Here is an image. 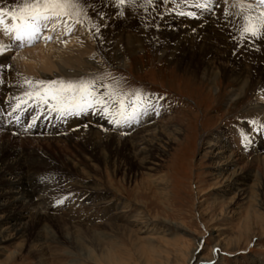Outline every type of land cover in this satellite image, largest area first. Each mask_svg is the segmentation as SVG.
<instances>
[{
    "label": "bare ground",
    "instance_id": "obj_1",
    "mask_svg": "<svg viewBox=\"0 0 264 264\" xmlns=\"http://www.w3.org/2000/svg\"><path fill=\"white\" fill-rule=\"evenodd\" d=\"M15 2L17 0H7L3 6L8 7L9 4ZM232 2L233 0H227V3L225 0H217L219 6L213 10L218 15L204 14L200 19L177 15L175 11L165 12V6L162 4L158 6L156 13H152L151 6H149L148 14L145 13L143 7L133 9L125 5L124 15L119 17L116 15L118 8L114 4L109 6L111 0H94V7L99 12L107 13L110 18L108 27L103 30L104 36L109 42L103 43V46L114 56L120 68H123L128 60L124 59L123 50L134 53L143 47L147 42L148 34L151 33L156 35L154 37L158 40L155 43V51L162 57L170 58L169 60L173 63H184L190 70L188 73L193 76L195 81L210 84L215 91L216 83L220 79L231 81L234 87L229 90L227 95V105L245 99L252 88L256 91L255 99L250 100L243 108L245 117L241 127L223 128L215 133L214 145L211 146V149L214 148V150L210 162L215 171L214 176L221 182L220 187L217 188L222 189L211 204L225 202L224 198L228 195L230 199L241 196V200L248 201L249 206L258 207V198L256 197H258V193H264V129L253 131V125L249 121L254 119L258 125H264V38L233 43L232 37H239V32L236 29L243 22L235 16L230 17L229 22H225L224 8H229L233 13L236 11L231 7ZM251 2L254 3L255 0H251ZM168 7L174 6L169 5ZM186 10L196 11L194 8L188 9L187 7ZM161 13L163 14L162 20L160 19ZM90 15L95 22L96 12H91ZM155 22L160 23L159 30L156 29ZM8 23L10 24L11 21ZM145 24L149 26L146 28ZM81 25L82 27L79 24H73L72 31L64 34L63 24L55 27L49 24L32 44L25 43L22 47L18 42H13L10 36H5L0 32V42L12 44L11 50L0 55V64L11 65L10 69H5L3 73H0V77L3 79V83H0V98L2 99L0 101V179H3L8 187L6 191L0 185V213L3 214L0 218V264H13L28 238L29 228L35 224L38 225V233L36 238L30 241L28 253L37 258L39 264H63L62 261L67 256V252L62 256L60 254L48 255L55 245L58 246L55 241L46 238L45 233L42 234L43 228L48 226L50 221L56 220L59 225L61 224V228L69 227L68 222H71L72 226L70 227H78L81 225L76 224L74 219L80 223L81 219L86 218L90 224L88 226H91V223L96 220L105 222H101L102 224L97 226L104 229L122 231L127 234L138 232L136 224L139 218H136L132 212V205L136 206L137 204L131 203V209L129 205L121 202L120 198L114 200L112 194L110 195L112 193L110 189H103L100 181L90 174L91 171L88 167L82 165L76 155L69 154L71 142L76 145L77 149H79L77 146L79 141L97 146H100L98 143L106 141L116 142V144L123 142L126 147L125 151L139 168H148L147 171H152L150 169L152 166H156V160H162L173 150L172 146L180 145L181 136L185 138L183 128L186 125L184 124L186 119H183L182 112L177 111L178 109H175L176 107L172 103L166 100L158 101L154 98L153 107L149 109L148 115H141L138 123L133 121L131 124L119 126V129L110 124L107 118L101 114L93 112L66 117L67 121H64L65 125H62L67 130H72V134L68 135L63 133L65 132L63 129L60 134L62 136L52 137L50 131L52 122L50 123V121L46 124L47 130L43 129L39 132L36 129L37 133L33 129L38 125V122H35L32 127L27 126L22 129L25 133L20 131L21 128L19 132L9 129L8 121L11 119L8 113L11 111L7 105L9 103L13 105L12 102L15 101L12 99L13 94H18L13 93L9 88L13 87L15 92L26 89L16 81L15 75L19 73L17 69L45 82L76 80L90 74L104 73V55L101 51V43H98L94 38L95 29H89L88 20H84ZM140 26L143 30L141 34L136 33ZM193 28L196 29L195 32L192 31ZM45 36H50L51 39L46 40ZM13 53L15 56L9 60L7 56ZM8 77L12 81V86L7 80ZM4 85L7 89L3 87ZM96 87L97 90L102 91L98 83ZM171 108L174 110L171 111ZM38 110L40 111L39 117H44L43 120L48 121L47 110L37 108L36 112ZM156 110L159 111V115L156 114ZM29 114H32V108L29 109ZM2 115L7 116L8 119L4 121L1 118ZM48 116L52 117L50 114ZM241 132L250 139V143L246 147L241 144L239 135ZM129 134L132 135L129 136ZM63 149L66 150V153ZM74 163L77 165L76 169L72 167ZM50 164L57 165L60 171H65L68 179L74 177L73 183L69 184L68 181L66 183L68 186L64 188L67 192L79 191L75 193L76 199L83 197L85 199L81 202L89 203L88 207L84 205L85 210L82 208L84 211L76 217L74 214L70 215L72 211H65L69 215L63 216L71 221L67 220L68 222H66L62 217H55L58 214L57 207L53 205L54 203L51 204L53 200H49V205L47 203L48 198H53L52 194H48L47 188L51 187L53 177L51 176L52 179L48 176L42 178L41 174L36 175L35 166L44 167ZM82 172L89 175L81 177ZM41 181L43 183L38 186V182L41 183ZM50 191L52 192V189ZM78 194L81 196L77 197ZM202 196H204L203 193ZM73 200L75 203V199ZM249 206L247 210L250 209ZM88 217L92 219L89 220ZM108 222H112V226ZM243 222L244 227L250 231L249 239L264 232L262 217L255 210L247 211ZM1 227L5 228L1 230ZM217 230L221 229L213 227L211 232ZM60 231L62 232V230ZM99 234L104 235L101 232ZM16 243L18 245L12 247ZM69 253L71 252L69 251ZM191 257L190 253L187 263ZM207 262H211V259L195 260L191 264Z\"/></svg>",
    "mask_w": 264,
    "mask_h": 264
},
{
    "label": "rangeland",
    "instance_id": "obj_2",
    "mask_svg": "<svg viewBox=\"0 0 264 264\" xmlns=\"http://www.w3.org/2000/svg\"><path fill=\"white\" fill-rule=\"evenodd\" d=\"M79 25L82 27L81 24ZM142 32L141 26L137 28L136 33L141 34ZM154 36L156 37L149 33L147 42L134 53L123 50L124 59H128L123 68L118 66L114 56L101 43L105 65L103 71L123 76L129 88L144 89L155 93L154 99L172 103L176 107L175 109H178L177 111L182 112L183 119H186V122L184 121L186 125L183 128L185 138L181 136L180 145L172 146L173 150L162 160H156V166H152L150 169L152 171H147L148 168L140 169L125 151L126 147L123 142L116 144V142L106 141L98 143L100 146H97L79 141L77 143L79 149L73 142L69 144V154L76 155L78 161L80 160L82 165L88 167L91 171L90 174L100 181L103 189H110L112 193H109L112 194L113 199L115 198L114 200L120 198L121 202L129 205V208H131V203L137 204L136 206L132 205L133 209L131 208L133 215L139 218L136 224V230H138L136 234L97 227L104 221L94 220L91 226H88L90 224L86 218L81 219L80 223L74 219V222L81 226L70 227L72 225L68 221L71 220L64 217L69 215L67 212L72 211L70 215L74 214L76 217L85 210L84 205L88 207L89 203L81 202L85 199L78 197L81 194H78V199H76L75 193L79 191L67 192L64 187L68 186L66 184L68 181L69 184L73 183L74 177L68 179L66 172L60 171L57 165L35 166L36 175L41 174L42 178L48 176L52 179L53 177L51 187H47L50 192L47 191L48 194H52L53 198H48L47 203L49 205V200H53L51 204L54 203L53 205L57 207L58 211L55 217H62L70 224V228L68 226L61 228V224L59 225L54 220L48 222V226L43 228L42 234L45 233L46 238L58 244L49 251L48 255L60 254L62 256L67 252V256L62 261L63 264H191L195 260L204 258L211 259V262L204 264H264V232L249 239L250 231L243 225L247 211L251 210L260 213L264 223V193L260 192L256 197L258 198V207L249 206V202L241 200V196L230 199L228 195L224 198L225 202L211 204L214 197L222 191L221 188H217L220 187L221 182L214 176L215 171L210 162L214 150V148L211 149V146L214 145V135L223 128L241 127L245 117L243 108L250 100L255 99L256 91L252 88L245 99L227 105V95L229 90L234 87L231 81L220 79L216 83V91L210 84L195 81L193 76L188 73L190 70L184 63H173L169 60L170 58L162 57L155 51V43L158 40ZM14 54L7 56L9 60L15 56ZM17 70L19 73H16L15 76L20 86L27 88V85L23 84L25 79L39 81L20 72L19 69ZM7 80L12 86L9 77ZM108 82L104 81V83ZM12 88H9L10 91L18 93L13 94L14 96L22 95V90H25L15 92ZM5 89L7 88L5 87ZM14 103L16 101L12 102V104ZM7 106L11 111V103ZM23 107L25 111L16 113L21 117V124H16L14 118L10 116L9 129L19 132L21 128L20 131L25 133L22 129L35 120L38 122V125L33 129L36 133L39 130H47L46 124L49 121L52 122L50 128L52 137L62 136L60 134L63 129L64 134L71 133L72 130H67L64 127V123L67 121L66 117L58 118L55 113H48L47 121L43 120L44 117H39L40 111L36 112L35 105L27 104ZM30 108H32V114H29ZM173 110L174 108H171V111ZM49 114L52 117L48 116ZM1 118L4 121L8 119L5 115H2ZM11 123L12 125H10ZM62 126L63 128H61ZM116 128L119 129V126ZM131 131L133 130L131 129ZM52 132H55L56 135ZM117 145L118 148H116ZM36 149L38 150V148ZM63 151L66 153V150L63 149ZM72 167L76 169L77 165L74 163ZM84 175L89 174L82 172L81 177H85ZM0 182L2 188L7 191L8 187L3 179H0ZM42 183L43 181L38 182V186ZM248 183L251 184V182ZM73 199H75V203ZM58 201H62V203H58ZM248 206L249 210H247ZM2 216L3 214L0 213V218ZM88 219L92 218L88 217ZM108 224L112 226V222H108ZM213 227L221 230L211 232ZM4 228L1 227V230ZM37 229V224L29 228L28 238L13 264H39L37 258L28 253L30 241L36 238ZM100 232L104 235H100ZM15 245L18 244L16 243L12 247ZM69 251L71 253L68 254ZM190 253L192 257L187 263ZM104 258L105 261H103Z\"/></svg>",
    "mask_w": 264,
    "mask_h": 264
},
{
    "label": "snow or ice",
    "instance_id": "obj_3",
    "mask_svg": "<svg viewBox=\"0 0 264 264\" xmlns=\"http://www.w3.org/2000/svg\"><path fill=\"white\" fill-rule=\"evenodd\" d=\"M6 2L7 0H0V32L10 36L11 40L18 42L21 47L25 43L32 44L49 24L54 27L63 24L64 34H68L72 31L73 24H82L84 20H88L89 29H95L94 38L98 43L109 42L103 30L108 27L110 18L107 13L95 9L94 0H17L4 7ZM112 4L118 8L117 17L124 15L125 5L133 9L143 7L148 14L149 6L151 12L156 13L158 6L162 4L165 6V12L175 11L177 15L193 19H200L204 14L217 16L218 13L213 9L219 6L217 0H111L109 6ZM169 5L174 7H168ZM186 7L194 8L196 11L186 10ZM231 7L236 11L233 13L229 8H224L225 22H229V18L233 16L243 22L236 29L239 37H232L234 44L242 40L264 38V0H255L254 3L251 0H233ZM91 12H96L95 22L90 15ZM160 19H163L162 13ZM8 20H11L10 24ZM148 26L145 24L146 28ZM160 26L159 22H155L157 30ZM192 31L195 32L196 29L193 28ZM44 39L51 37L45 36ZM11 48V43L0 42V55ZM10 68V64H0V73ZM105 80L109 82L104 83ZM0 83H3L2 77ZM97 83L100 84L102 91L97 90ZM23 84L27 85V88L22 91V95L12 97L16 103L11 105L12 110L8 113L16 124H21V117L16 113L25 111L23 105L33 104L39 109H46L48 113H55L58 118L93 112L101 114L114 126H123L133 121L138 123L141 115H148L149 109L153 107V97L156 96L155 93L141 88L127 87V81L123 76H116L110 71L67 81L45 82L25 79ZM156 114H160L158 110ZM249 123L253 125V131L264 129V125H258L254 119ZM34 124L35 120L28 127ZM239 135L241 144L246 147L250 139L243 132Z\"/></svg>",
    "mask_w": 264,
    "mask_h": 264
}]
</instances>
